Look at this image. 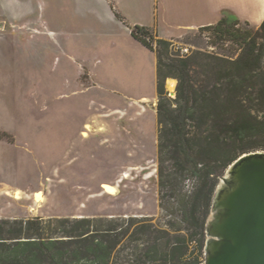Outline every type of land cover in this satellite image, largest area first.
<instances>
[{"label": "rangeland", "instance_id": "obj_1", "mask_svg": "<svg viewBox=\"0 0 264 264\" xmlns=\"http://www.w3.org/2000/svg\"><path fill=\"white\" fill-rule=\"evenodd\" d=\"M43 2L17 22L0 12V217L137 216L143 220L131 232L153 224L171 238L181 211L160 206L152 68L125 40L63 33L60 24L53 32L21 28L42 21ZM240 26L260 25L241 19ZM173 40L179 53L238 50L200 28ZM169 79L175 97L178 80L170 88ZM195 183L188 179L186 189ZM127 238L112 264L133 261L147 240Z\"/></svg>", "mask_w": 264, "mask_h": 264}, {"label": "trees", "instance_id": "obj_2", "mask_svg": "<svg viewBox=\"0 0 264 264\" xmlns=\"http://www.w3.org/2000/svg\"><path fill=\"white\" fill-rule=\"evenodd\" d=\"M117 15L157 56L159 200L164 211L178 205L181 222L167 238L153 224L131 232L143 220L137 216L0 217V264H112L124 238L140 234L146 243L128 264H200L219 177L241 154L264 150V20L244 29L223 10L216 23L200 27L237 44L234 56L179 53L173 39ZM170 77L178 80L175 97L166 89ZM190 178L196 180L191 191Z\"/></svg>", "mask_w": 264, "mask_h": 264}, {"label": "crops", "instance_id": "obj_3", "mask_svg": "<svg viewBox=\"0 0 264 264\" xmlns=\"http://www.w3.org/2000/svg\"><path fill=\"white\" fill-rule=\"evenodd\" d=\"M33 4L37 5L36 0H0V12L12 15L17 22L26 14L33 17ZM38 6L42 21H29L21 28L53 32L60 24L63 33L67 30L74 34L72 30L81 29L82 36H107L114 45L125 40L132 47L131 53H143L145 69L152 68L155 97L158 96L156 53L132 36L117 12L130 23L151 26L159 37L168 39H178L189 30L216 23L223 10L257 25L264 20V0H44Z\"/></svg>", "mask_w": 264, "mask_h": 264}, {"label": "water", "instance_id": "obj_4", "mask_svg": "<svg viewBox=\"0 0 264 264\" xmlns=\"http://www.w3.org/2000/svg\"><path fill=\"white\" fill-rule=\"evenodd\" d=\"M205 233L200 264H264V150L241 154L219 177Z\"/></svg>", "mask_w": 264, "mask_h": 264}, {"label": "bare ground", "instance_id": "obj_5", "mask_svg": "<svg viewBox=\"0 0 264 264\" xmlns=\"http://www.w3.org/2000/svg\"><path fill=\"white\" fill-rule=\"evenodd\" d=\"M175 85H176V81L174 79H169V86H170V88H173ZM39 196H40V194H39Z\"/></svg>", "mask_w": 264, "mask_h": 264}]
</instances>
